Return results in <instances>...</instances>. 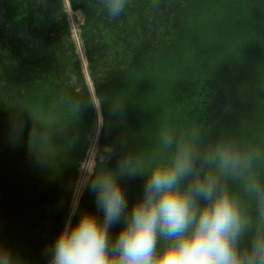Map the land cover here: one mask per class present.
I'll return each instance as SVG.
<instances>
[{"label": "trees", "instance_id": "1", "mask_svg": "<svg viewBox=\"0 0 264 264\" xmlns=\"http://www.w3.org/2000/svg\"><path fill=\"white\" fill-rule=\"evenodd\" d=\"M68 3L81 17L78 37L101 116L97 143L112 153L110 159L95 160L96 171L117 173L129 211L142 198L147 177L120 175L119 161L131 155L147 174L146 161L165 132L195 137L202 152L206 143L207 149L225 143L251 154L250 175L264 185V117L258 116L264 107L253 102L242 111L232 108L227 82L220 81L217 69L194 67L197 55L216 56L228 39L230 7L238 0H127L116 18L101 0ZM263 23L264 7L245 24L253 25L250 34L263 38ZM92 110L63 1L0 0V247L11 253L14 264L50 262L93 128ZM37 116L38 130L63 129L66 140L57 161H49V148L30 140L37 157L24 169L14 164L6 143L12 141L7 139L13 127ZM255 130L262 132L258 139L251 136ZM55 161L57 169L50 166ZM222 180L255 219L256 197L245 191L244 180ZM90 182L89 177L73 224L84 212L103 220ZM122 227L123 221L111 225L110 236Z\"/></svg>", "mask_w": 264, "mask_h": 264}, {"label": "clouds", "instance_id": "2", "mask_svg": "<svg viewBox=\"0 0 264 264\" xmlns=\"http://www.w3.org/2000/svg\"><path fill=\"white\" fill-rule=\"evenodd\" d=\"M112 18L127 0H101ZM108 155L101 160L111 158ZM254 157L231 144L201 151L196 138L161 133L160 145L146 161L147 174L131 155L120 159V175H145L143 196L129 211L117 173L87 165L88 188L95 193L102 222L77 206L50 251V264H264V185L252 175ZM214 168L215 171L210 169ZM222 177L243 179L256 197V217ZM123 221L112 238L110 226ZM0 264H14L0 247Z\"/></svg>", "mask_w": 264, "mask_h": 264}, {"label": "rangeland", "instance_id": "3", "mask_svg": "<svg viewBox=\"0 0 264 264\" xmlns=\"http://www.w3.org/2000/svg\"><path fill=\"white\" fill-rule=\"evenodd\" d=\"M62 1L67 23L85 78L86 89L92 105L94 117L93 128L89 133L88 143L83 158L76 169L77 175L73 185L70 204L68 206V213L64 221L66 224L74 205H77L79 197L89 179L87 165L93 159L102 161L101 157L107 156L109 149L99 147L97 143L101 116L97 102L94 98L93 88L87 77L86 61L78 37V26L81 23V17L77 12L70 8L68 0ZM238 3V5H232L230 7L233 11V16L228 26V39L222 43V47L216 53V56L209 54L197 55V60H199V62L195 63L194 67L203 68L205 65H208L211 66V68L214 67L215 70L217 69L216 71H218L217 74L220 81L227 82L229 90L228 97L230 99V104L232 103L231 107L234 109L239 108L238 110L242 111L244 108L247 109V106H252L253 102L264 107V95L261 97V94L264 93V67L261 69V60H264V36L262 38L260 35L250 34L253 25L248 26L245 24L249 15L254 16V12L264 7V0H238ZM212 62L215 64L213 65ZM247 81H249V83ZM246 85H248V87L245 90H240ZM194 89L196 90V88ZM196 102L197 101L195 100V103ZM232 105H235V107ZM236 106H238V108H236ZM258 116L259 118H263L264 113L260 112ZM35 118L39 123L40 117L37 116L26 118L21 126H19V124L17 127H13V129V122L7 124L8 130L12 129L11 138L9 136L7 140L12 141L7 142L6 144L11 150V154L14 156V164L21 165L24 169L28 166L27 163L29 161L35 160L37 157L34 148L29 144L30 140H36L39 145L49 148V161L52 159L57 161L59 159L64 147L62 144L64 139L66 140V131L63 129L58 128L56 131L52 130V133H46L45 129V132L41 131V129L38 130L40 124L36 123ZM252 118H257V116ZM243 121L244 119H242L241 124ZM251 122L257 123V120H251ZM36 126L37 130L35 129ZM30 127L34 128L31 129ZM35 132L36 136L30 139L29 135ZM261 134L262 132L260 130H255L251 136L258 139ZM203 148L207 149L208 144L206 143ZM56 161L53 163L51 162L50 166L53 165V167L57 169ZM48 264H50V262Z\"/></svg>", "mask_w": 264, "mask_h": 264}]
</instances>
